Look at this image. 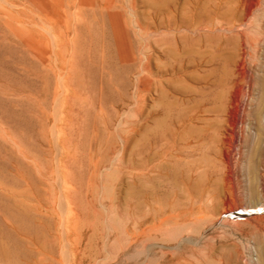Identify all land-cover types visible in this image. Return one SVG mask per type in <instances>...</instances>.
<instances>
[{
    "label": "rangeland",
    "instance_id": "obj_1",
    "mask_svg": "<svg viewBox=\"0 0 264 264\" xmlns=\"http://www.w3.org/2000/svg\"><path fill=\"white\" fill-rule=\"evenodd\" d=\"M74 262L264 264V0H0V264Z\"/></svg>",
    "mask_w": 264,
    "mask_h": 264
},
{
    "label": "bare ground",
    "instance_id": "obj_2",
    "mask_svg": "<svg viewBox=\"0 0 264 264\" xmlns=\"http://www.w3.org/2000/svg\"><path fill=\"white\" fill-rule=\"evenodd\" d=\"M202 31V30H201ZM136 227V226H135ZM128 233H129V231H127ZM131 234H129L128 236L130 237V240L132 241L131 242V244L132 243H137L138 241H139V239H140V235L141 234H138V233H135V232H130ZM128 251V250H127ZM7 258V257H6ZM8 259V258H7ZM74 261V260H73ZM69 263V262H68ZM70 263H72V262H70ZM74 264H75V262H74ZM166 264V263H165Z\"/></svg>",
    "mask_w": 264,
    "mask_h": 264
}]
</instances>
